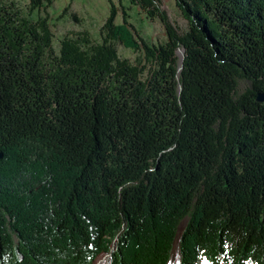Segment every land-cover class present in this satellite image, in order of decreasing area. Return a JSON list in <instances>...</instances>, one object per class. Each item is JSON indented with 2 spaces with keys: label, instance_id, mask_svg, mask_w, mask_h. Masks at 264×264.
<instances>
[{
  "label": "trees",
  "instance_id": "obj_1",
  "mask_svg": "<svg viewBox=\"0 0 264 264\" xmlns=\"http://www.w3.org/2000/svg\"><path fill=\"white\" fill-rule=\"evenodd\" d=\"M128 1L163 43L108 0L56 50L53 0H0V264H167L184 218L179 264H264V0Z\"/></svg>",
  "mask_w": 264,
  "mask_h": 264
},
{
  "label": "rangeland",
  "instance_id": "obj_2",
  "mask_svg": "<svg viewBox=\"0 0 264 264\" xmlns=\"http://www.w3.org/2000/svg\"><path fill=\"white\" fill-rule=\"evenodd\" d=\"M16 1L25 9L29 0ZM113 1L118 11L116 22H121L125 17L133 24L137 32L149 43H163L167 39L164 23L159 18H149L144 10L128 0ZM160 7L166 11L170 22L174 25L178 32L182 33L186 30L187 20L182 15L175 0H161ZM64 8L67 9L64 10ZM109 9L110 4L108 0H53V4L48 9V15L51 22V28L54 33L53 44L55 49H59L60 39L63 36L71 35L82 30L87 31L93 41H101L103 36L102 25L109 13ZM72 13L76 14L77 20L72 17ZM40 14L44 13L34 11L30 17L35 19ZM116 47L122 58H126L129 62L134 64H145L146 69L144 73H147L149 65L144 58L145 52L143 48H141V50H133L131 48L124 47L121 43H116ZM249 85L250 82L248 80L240 79L238 89L242 92L249 87ZM186 223L187 218H184L179 224L167 264H179L180 262L181 236L178 237V233L181 224H183L184 230ZM100 256L105 259V264H109V252L99 254L94 259L92 264H95L96 260ZM200 264H209V262L202 258Z\"/></svg>",
  "mask_w": 264,
  "mask_h": 264
},
{
  "label": "bare ground",
  "instance_id": "obj_3",
  "mask_svg": "<svg viewBox=\"0 0 264 264\" xmlns=\"http://www.w3.org/2000/svg\"><path fill=\"white\" fill-rule=\"evenodd\" d=\"M182 230H183V224L181 225V227H180V229H179L178 237L180 236ZM103 259H104V258L100 256V257L96 260L95 264H105V259H104V260H103Z\"/></svg>",
  "mask_w": 264,
  "mask_h": 264
},
{
  "label": "water",
  "instance_id": "obj_4",
  "mask_svg": "<svg viewBox=\"0 0 264 264\" xmlns=\"http://www.w3.org/2000/svg\"><path fill=\"white\" fill-rule=\"evenodd\" d=\"M178 52H179V54H180V56L183 58V56H184V49L183 48H179L178 49ZM182 67V63L180 64V66H179V69ZM258 99L259 100H264V94H260L259 96H258ZM1 156V155H0Z\"/></svg>",
  "mask_w": 264,
  "mask_h": 264
}]
</instances>
